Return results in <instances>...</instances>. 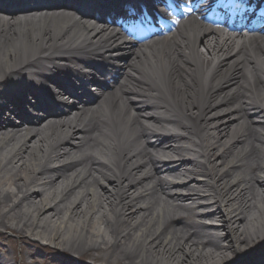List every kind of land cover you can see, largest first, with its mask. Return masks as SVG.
Instances as JSON below:
<instances>
[{"label": "bare ground", "instance_id": "bare-ground-1", "mask_svg": "<svg viewBox=\"0 0 264 264\" xmlns=\"http://www.w3.org/2000/svg\"><path fill=\"white\" fill-rule=\"evenodd\" d=\"M66 6L0 10V226L90 264H264V31L193 16L134 44ZM105 65L85 100L48 88L75 96L50 117L52 73Z\"/></svg>", "mask_w": 264, "mask_h": 264}, {"label": "rangeland", "instance_id": "rangeland-1", "mask_svg": "<svg viewBox=\"0 0 264 264\" xmlns=\"http://www.w3.org/2000/svg\"><path fill=\"white\" fill-rule=\"evenodd\" d=\"M225 139H230L226 137ZM164 177L167 175L164 174ZM16 200L17 197H14ZM13 201H11V204ZM183 213L193 214V210H183ZM212 219V218H211ZM211 219H201V221H211ZM43 242V241H42ZM57 254H62L64 258L74 259L76 255L68 254L65 255L59 249H55L54 245H44L41 240L38 241L36 237L27 235L25 233H20L13 231L11 229L0 226V257L1 261H6V258L12 259L15 256L19 257V261L24 258L29 264H62V261L56 257ZM79 259V258H78ZM76 260L78 264H90L91 256H86V258H81ZM67 264V261H65Z\"/></svg>", "mask_w": 264, "mask_h": 264}, {"label": "snow or ice", "instance_id": "snow-or-ice-1", "mask_svg": "<svg viewBox=\"0 0 264 264\" xmlns=\"http://www.w3.org/2000/svg\"><path fill=\"white\" fill-rule=\"evenodd\" d=\"M204 5L209 12H217L225 10L228 13H237L244 15L251 11L245 4V0H204ZM167 7L177 13L191 12V7L187 6L184 0H169ZM125 23L131 27L136 28L147 22L144 16L143 7L139 6V0H126L124 8Z\"/></svg>", "mask_w": 264, "mask_h": 264}]
</instances>
